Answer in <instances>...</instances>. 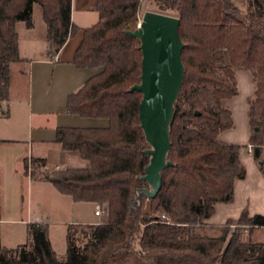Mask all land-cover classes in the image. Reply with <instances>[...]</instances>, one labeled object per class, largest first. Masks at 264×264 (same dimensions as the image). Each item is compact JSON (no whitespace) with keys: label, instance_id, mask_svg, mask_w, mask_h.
<instances>
[{"label":"trees","instance_id":"trees-1","mask_svg":"<svg viewBox=\"0 0 264 264\" xmlns=\"http://www.w3.org/2000/svg\"><path fill=\"white\" fill-rule=\"evenodd\" d=\"M143 1L98 0L99 20L84 29L76 52L75 64L96 73L69 96L67 110L108 119L109 125L61 126L56 142L63 150L79 151L89 165L31 172L33 180L50 182L75 201L100 204L106 214L97 223L68 225L64 260L52 246L48 225L30 223L28 242L13 248L0 244V264H264V242L245 240L242 234L246 226L250 233L264 227V215L251 216L245 208L222 226L206 223L218 202L234 198L236 180L246 176L241 145L220 138L234 127L223 100L239 93L238 67L253 76L249 141L264 174V0H244L243 5L236 0H149L146 11L180 18L185 44V78L170 124L167 158L172 164L162 171V188L149 199V209L144 207L147 196L138 192L150 187L141 176L151 146L139 119L142 93L130 90L141 81L143 53L140 40L127 33ZM35 4L42 8L54 51L78 31L72 0H0V107L10 99L12 65L23 60L16 24L34 26ZM32 161L34 168L45 165Z\"/></svg>","mask_w":264,"mask_h":264},{"label":"crops","instance_id":"crops-1","mask_svg":"<svg viewBox=\"0 0 264 264\" xmlns=\"http://www.w3.org/2000/svg\"><path fill=\"white\" fill-rule=\"evenodd\" d=\"M97 2L72 0V22L78 31L57 52L47 39L42 8L34 5L33 27H28L24 21L16 24L23 60L12 65L10 99L0 107V244L3 247L13 248L28 242L29 224L39 222L48 225L54 248L51 213L33 210L36 193L38 205L45 204L47 199L42 197L48 194L60 212L68 210L71 218L66 219L65 224L94 222L81 218L78 212L76 214V208L80 203L95 206L97 203L75 201L52 183L33 180L29 171L26 172L25 159L43 160L49 170L56 166L87 167L90 161L82 158L79 151L63 150L56 142L57 128L109 125L108 119L83 117L67 110L69 96L96 73V70L77 66L75 57L84 38V29L99 20ZM237 3L243 5L240 0ZM236 76L239 93L223 100L232 111L234 127L224 130L220 138L241 145L240 158L246 176L236 180L234 198L229 202H218L214 215L206 220L208 225L216 227L226 224L229 219H238L245 208L251 216L264 215V174L254 154L248 150L251 134L249 99L255 92L253 76L241 67L236 68ZM43 166L39 168L45 170ZM250 235L253 241L264 242V227L255 228Z\"/></svg>","mask_w":264,"mask_h":264},{"label":"water","instance_id":"water-1","mask_svg":"<svg viewBox=\"0 0 264 264\" xmlns=\"http://www.w3.org/2000/svg\"><path fill=\"white\" fill-rule=\"evenodd\" d=\"M180 23L176 16L148 10L140 27L127 30L140 40L143 53L141 81L130 90L142 93L139 119L151 146L145 150L150 155V163L141 176L150 187L138 192L148 199L156 197L161 190V173L172 164L167 158L171 148L170 124L185 78L182 58L185 44L179 32Z\"/></svg>","mask_w":264,"mask_h":264},{"label":"rangeland","instance_id":"rangeland-1","mask_svg":"<svg viewBox=\"0 0 264 264\" xmlns=\"http://www.w3.org/2000/svg\"><path fill=\"white\" fill-rule=\"evenodd\" d=\"M236 1H239V0H236ZM240 1L244 2V0H240ZM36 5L41 10V6L39 4H36ZM149 7H151V5L149 4V0H144L142 2V5H141V12H140V15H139L137 22L131 25L132 30L137 28L138 21L142 20L146 9H148ZM229 62L230 61H229L228 54H226V63H229ZM254 89H255V85H254ZM253 96H254V94H253ZM263 159H264V154H263ZM37 169L41 170L38 167H37ZM59 169H61V168H59ZM36 196H39V195L36 193ZM36 196L34 195V197H33V210H34V212H38V211H40V209H42L45 212L51 213L52 217L50 219V225H51L52 239L54 242V248L57 251L58 257L60 259L64 260L66 258V252H67V240H66L67 229L66 228L68 227V225L65 224L64 221L66 219L70 220V218H71L69 213H68V210H65V212H60L57 209L58 206L50 200L51 196L48 194H47V196L42 197L43 199H47V201H45V204H43V205L39 204L38 205ZM77 205H78L77 207H79V208H76L77 209L76 214L78 212L80 214L81 218H83L85 220H91V221H94L95 223H97L106 214L105 208L103 206H102V209L105 211V213L99 217H96L95 213H94L95 209H96L95 205L88 204V203H80ZM38 207H41V208H38ZM144 207H145V209H149V207H150V200L148 198H146L144 200ZM242 234H243V238L245 240H248L250 238L252 239L250 232H249V228L247 226L244 228Z\"/></svg>","mask_w":264,"mask_h":264},{"label":"built area","instance_id":"built-area-1","mask_svg":"<svg viewBox=\"0 0 264 264\" xmlns=\"http://www.w3.org/2000/svg\"><path fill=\"white\" fill-rule=\"evenodd\" d=\"M141 22H142V20H139V21H138V23H137V27H140V26H141ZM248 150H249L250 153H253V151H254V144L249 143V144H248ZM43 168H44L45 170H49V169H50V167H49L48 165H44ZM55 168L58 169L59 166H56ZM34 169H37V168H34L32 158H29V169H28V171H30L29 173L31 174V172H32ZM104 213H105V211L102 209V206H101L100 204H97V205H96V211H95V214H96L97 216H101V215H103ZM163 217H166V216L163 215Z\"/></svg>","mask_w":264,"mask_h":264}]
</instances>
